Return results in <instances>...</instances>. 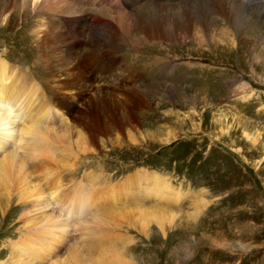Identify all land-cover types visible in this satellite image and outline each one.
Listing matches in <instances>:
<instances>
[{
  "label": "rangeland",
  "instance_id": "374dc122",
  "mask_svg": "<svg viewBox=\"0 0 264 264\" xmlns=\"http://www.w3.org/2000/svg\"><path fill=\"white\" fill-rule=\"evenodd\" d=\"M182 1L175 0L178 6L168 12L145 5L141 15L154 24L189 19L196 26L192 33L203 41L189 36L169 43L120 33L117 68L109 74L85 52H77L76 66L41 55L32 40L26 42L24 30L47 14L0 0V60L35 93L28 99L33 115L38 108L62 114L50 118L58 142L27 152H40L41 166L34 169L21 152L7 156L19 181L10 190L0 182L2 264H264V0ZM225 10H232L235 25L210 14ZM75 28L86 32L87 26ZM224 45L230 56L222 53ZM151 50L163 73L143 65ZM112 120L119 130L109 129ZM152 174L176 195L165 207L154 208V197L144 199ZM36 185L44 196L58 187L65 200L123 185L129 195H117L119 207L126 202L124 208L133 212L150 208L165 220L162 226L150 220L144 228L122 224L104 237L100 224L81 230L91 213L66 220L58 206L32 203L35 196L27 193ZM102 205L107 212L94 208L95 217L114 206ZM41 214L52 221L57 214L64 217L52 228L57 239L42 235L40 245L49 251L22 257L11 244L26 227L44 225ZM25 217L36 225H26ZM117 252L119 261L106 257Z\"/></svg>",
  "mask_w": 264,
  "mask_h": 264
},
{
  "label": "bare ground",
  "instance_id": "6f19581e",
  "mask_svg": "<svg viewBox=\"0 0 264 264\" xmlns=\"http://www.w3.org/2000/svg\"><path fill=\"white\" fill-rule=\"evenodd\" d=\"M12 1L14 3L20 2L26 9L30 6L33 13L40 14V12L43 11L47 14V16L43 18V22L36 25L33 24L34 27H32V25L31 27H25L26 30H24L27 32L29 31L28 36L26 37V42L32 40L41 55L49 57L56 56L59 61L65 63L70 61L76 66L79 61L76 57V54H78L77 52H83V54L85 52L89 56H93V58L96 57L98 61V64H96L102 68V72H109V74L117 68L115 56L118 50L116 44L120 38V33L128 34L136 32L140 35L147 36L150 39H154L155 41H165L169 43H183L189 38V36L194 38L193 40L199 42L203 41L200 36H195L192 33L191 29L196 26L192 25L193 23H191L189 19L187 20L188 23L182 25L174 23L175 19L169 21H165L164 19L159 21L158 19L159 22L154 24L146 22L143 15H141L143 7L149 4L155 6L156 11L160 10L162 12H168L172 8L178 6L177 3L174 2L175 0H173V3L171 0H121L120 3H115L112 7L110 6L108 8L97 4L102 0ZM178 1L179 0H176V2ZM184 1L186 0H183L182 2ZM145 12L147 11L145 10ZM231 12L232 10H225L222 12L213 11L210 12V14L219 17L221 21L225 23V26L226 24L233 26L235 24L233 21L234 18L231 17ZM206 24L207 22L199 28L201 33L208 28ZM80 25L87 26L86 32L75 33V26ZM192 34L194 36H192ZM82 40L83 42H81ZM224 47L225 49H222V53L225 55L229 54L230 56L231 52L227 49L226 45H224ZM143 65L156 74L165 71L164 68L158 64V58L153 54L152 50L148 52ZM20 78L21 77H17L14 72L8 70L7 64L3 60H0V182L4 187V189L2 187L3 190H10V183L19 179V173L12 170L11 166H9V163L6 161L8 154L11 155V153L14 152L19 156L21 153H23L22 155L25 157L29 156V159L34 161L31 166L35 169L40 165L39 157L41 156V153L33 152L32 154H27L30 148L41 146L47 147V145L50 147L59 140L56 136L53 125L50 123V118L51 115L54 117H62V114L56 111L51 114V109L38 108L33 111L35 114L33 115L31 113L32 105L28 102V99L31 96H34L35 93L28 91ZM241 86L244 87V84ZM114 120L108 123L109 129L117 131L120 129V126ZM19 152L21 153L18 154ZM130 182L131 180L127 181L126 184H130ZM39 187L40 186L36 185L32 191L27 193L29 194L28 198L35 196L32 203L39 205L43 201L47 204L45 206L46 208L51 207L52 204L56 205L59 207V211L63 213L66 220H82L86 218L88 213L92 214L90 220H92V218L94 220V208H97L98 210L101 207L102 202L107 204L111 203V205L114 204V206L111 207L112 209L110 210V213L99 215L98 217H95L96 220L92 222L86 220L80 227L81 230H83L90 224V227H88L87 230L91 231L92 225L95 226V224H100V227L103 225L106 227L105 234L102 235L104 237L107 236L109 238V235H112V233L116 231L114 230V227L122 224L130 225L137 222L141 228H144L146 223L150 220H155L160 226H162V222L165 220L163 216L164 214H154V210L150 208L142 209L139 207L135 208L137 210L136 212H133V209L124 208V203L126 202L122 204V207H119V205H121L120 202L122 201L117 195L120 193H122V197L129 195L123 185L120 187H109L106 191L104 190V194L102 193V195H99L100 197L96 196V194H100L102 192L101 190L96 192L93 191V195L89 194V192H79L78 194L71 196L73 197V200L71 198L68 200L63 199L62 194L57 195V191L59 190L58 187L55 188L53 186L54 189L50 190V193L47 196L42 194ZM171 189L170 185L160 176L152 174V180L149 186H146L144 189L146 194L144 199H146L147 196L154 197V202H157V204L153 206L154 208L159 207L160 204L165 207V204L173 201L176 197ZM24 194L26 195V193ZM100 211L107 212L104 208H100ZM53 212L54 211H52V214ZM57 215L58 216H54V221H52V218L48 217L51 220H47L45 218L46 216L42 217L41 214V217L45 218L44 225L32 230L29 227L23 229L24 233L22 237L11 244L12 248H14L20 256H28L33 259L34 255L39 257L41 251H49L47 247H42L40 245L42 240L39 238H41L42 235L47 234L48 236L43 238L49 237L52 242L55 240L57 234L52 228H54L58 221L64 223V217H60L61 214ZM24 219L27 218L25 217ZM30 219L31 218H28V221L25 224H29L33 227L36 224H32L33 220ZM92 231H94V228ZM95 234L97 236V233ZM110 239L112 240V238ZM45 242H47L46 239ZM106 257L109 261L120 260L118 252L108 254ZM0 264L2 263L0 262ZM60 264H64V262H61Z\"/></svg>",
  "mask_w": 264,
  "mask_h": 264
}]
</instances>
